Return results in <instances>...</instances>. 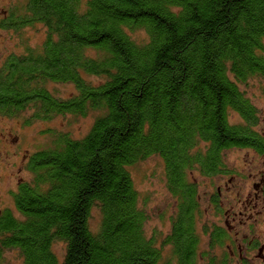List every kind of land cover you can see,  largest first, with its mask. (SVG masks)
<instances>
[{"label": "trees", "instance_id": "obj_1", "mask_svg": "<svg viewBox=\"0 0 264 264\" xmlns=\"http://www.w3.org/2000/svg\"><path fill=\"white\" fill-rule=\"evenodd\" d=\"M21 4L1 27L42 24L48 37L0 67V115L16 117L29 107L36 121L103 114L84 138L60 136L55 147L29 158L32 178L13 195L21 217L0 211V264L9 250L24 264H158L165 247L168 264H195L201 230L208 229L201 227L188 172L216 173L211 168L226 167L227 151L262 140L252 132L257 108L238 84L264 78V0ZM142 30L143 45L131 36ZM85 75L102 81L93 84ZM50 82L72 84L76 94L61 100ZM230 113L242 123L232 124ZM154 156L164 162L176 210L170 232L149 238L130 168ZM56 243L66 246L62 259Z\"/></svg>", "mask_w": 264, "mask_h": 264}, {"label": "rangeland", "instance_id": "obj_2", "mask_svg": "<svg viewBox=\"0 0 264 264\" xmlns=\"http://www.w3.org/2000/svg\"><path fill=\"white\" fill-rule=\"evenodd\" d=\"M22 0H0V21L9 14L15 6L20 7ZM48 31L42 24L28 26L20 29H3L0 25V67L9 56L25 55L29 50L39 49L48 37ZM136 43H147L145 31H134L131 33ZM87 80L97 84L100 78L85 75ZM240 90L252 101L260 112V118L264 120V78H250L245 83H239ZM48 89L59 99H69L76 94L75 86L66 83L48 84ZM103 112L89 110L86 116L70 115L53 116L51 121H36L33 107H29L24 113L16 117L0 115V211L11 209L16 217L17 213L13 195L18 192L22 182L31 180V173L28 172V161L31 156L41 150H48L54 146L58 137L67 135L73 140L82 139L91 131L95 121L102 116ZM260 118L259 121H260ZM229 121L232 124H240V118L235 113H230ZM260 132H264V123L260 124ZM196 154V153H194ZM192 154V155H194ZM226 168H234L240 179H247L250 173V161L248 151L231 152L226 154ZM189 171V170H188ZM136 190L140 196L141 206L145 205L148 214V223L145 231L149 238L157 232L166 235L170 232V216L176 210V199L167 188L166 171L164 162L156 156L148 158L147 161L138 163L130 168ZM191 180L198 183V192L201 196V207L208 208L207 201L211 187L204 181L203 173L197 167L189 171ZM193 173V177H191ZM250 183V182H249ZM244 184L251 190V185ZM246 192L247 190L244 189ZM100 219V212L94 209L92 215V227L97 230ZM201 227L207 225V219L203 218ZM162 240V238H161ZM160 245V243H159ZM54 251L62 259L66 253V246L62 243L54 245ZM168 247L163 249V257L158 264H168ZM4 264H24L18 251L9 250L3 254ZM173 264V263H172Z\"/></svg>", "mask_w": 264, "mask_h": 264}, {"label": "flooded vegetation", "instance_id": "obj_3", "mask_svg": "<svg viewBox=\"0 0 264 264\" xmlns=\"http://www.w3.org/2000/svg\"><path fill=\"white\" fill-rule=\"evenodd\" d=\"M261 123L264 120L260 118L252 128V132L262 138L260 142L255 138L250 148L225 153L249 152L251 161L247 179L241 180L236 169L224 168L222 164L211 168L218 172L203 175L211 187L205 209L200 205L198 183L190 179L196 184L200 213L207 219V225L204 224L208 229L201 230L202 244L196 248L195 264H264V132L259 131ZM248 183L251 190L243 187ZM205 232L207 236H204Z\"/></svg>", "mask_w": 264, "mask_h": 264}]
</instances>
